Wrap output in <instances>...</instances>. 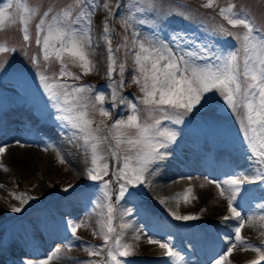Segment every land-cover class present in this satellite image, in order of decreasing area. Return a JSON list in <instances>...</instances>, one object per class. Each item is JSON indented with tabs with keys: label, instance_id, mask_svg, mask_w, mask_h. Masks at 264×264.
Masks as SVG:
<instances>
[{
	"label": "snow or ice",
	"instance_id": "snow-or-ice-1",
	"mask_svg": "<svg viewBox=\"0 0 264 264\" xmlns=\"http://www.w3.org/2000/svg\"><path fill=\"white\" fill-rule=\"evenodd\" d=\"M203 6L211 7L212 0H207ZM76 7L79 11L65 6L54 15L49 8L43 12L35 26L36 44L41 45L43 60L47 62L54 57L60 62L61 79L63 77L80 79L71 71H67L64 63L66 59L81 67L84 74L91 72L95 67L91 59V17L95 3L94 0H78ZM133 7L136 12L142 11L135 5ZM234 7L229 4L227 8H221L219 14L228 25L243 26L245 31L242 34H235L237 46L227 51L217 52L207 43L195 40L187 33L177 30H172L167 38L152 35L141 39L139 34L133 33L131 44L135 49V71L139 73L133 77V80L140 85V91L143 93L140 103L145 106L144 112L147 113L148 119L142 120L137 104L129 102L131 114L126 120L115 121L108 128L107 135H101L102 130L99 127L92 128V121L88 118L90 98L85 93L92 91L91 86L50 82V77L40 75L42 87L49 99L55 102L54 107L61 113L58 119L65 121L73 130L69 139L78 140V146L83 147L89 155L91 166L86 169L88 179L101 182L100 198L103 200L102 206L105 211L98 230L103 236L104 243L101 246L87 245L89 257L99 256L104 249H107L105 264H126L121 258L130 255V245L123 243L122 237L123 230L130 228L131 225L121 224L119 232L113 226L116 208L111 201L112 181L104 177L111 174L118 184L116 202L133 196L132 189L144 184V174L156 162H162L167 158V150L176 141L177 131L164 127L162 121L179 125L195 110L203 107L209 100L210 94H218L223 104L236 118L249 166H255L258 170L252 177L234 173L222 181H210L219 190V195L227 200L229 215L222 216L220 223L228 226L230 221L236 222L233 228L234 236L225 234L223 237L229 245L227 250L219 255L213 264H223L225 257L232 254L237 245L246 246L258 253L257 258L248 261V264H260L264 261V250H262L264 244L254 245L242 236L246 219L251 222L254 217L249 215L245 218L238 210L246 203L245 185L259 183L264 187V31L254 26L247 13L233 11ZM38 12V8L29 6L26 0H8L7 3H0V31H4L6 26L19 22L22 38L28 42L29 26ZM132 20L134 16H129L124 21L125 25ZM138 23L144 24L146 21L141 19ZM104 31L107 34L110 30L105 28ZM220 31L227 30L221 28ZM106 39L108 59L106 75L111 79L115 70V57L110 46V38L106 37ZM124 47L127 45L125 44ZM14 50L6 43L0 42V52ZM32 63L38 64L37 57L32 58ZM120 71L121 73L124 71L123 64L120 65ZM119 83L122 85L123 80ZM113 88L115 99V84ZM103 100L102 95H95V101L101 105L100 114L107 116L109 113L102 106ZM92 107L95 108L96 104H92ZM113 130L116 132L115 136H112ZM110 137L114 140L117 149H120L121 145L126 146L121 149L124 155L111 148ZM105 143H109L111 158L115 162L111 168L107 157L101 151V145ZM3 151L4 149L0 148V152ZM61 162H63L62 157ZM72 187L68 185L64 191L67 192ZM191 191L192 189L188 188L182 194L185 201L189 199L188 194ZM30 199L33 198L27 197L23 202L26 204ZM97 206L101 205L97 203ZM257 207L264 208V204H258ZM11 211L20 212L21 208L13 207ZM259 218L264 219V214ZM175 219L189 221L199 217L177 215ZM80 226V224L71 226L73 240L80 239L76 235ZM135 239L139 240L140 236L137 235ZM149 243L159 244L161 248L166 249L164 255L172 260V264H183L184 257L174 251L168 240L161 242L150 237ZM58 252L57 249L46 259L38 261L28 259L23 264H49L53 259H62ZM83 264H100V262L89 259Z\"/></svg>",
	"mask_w": 264,
	"mask_h": 264
},
{
	"label": "rangeland",
	"instance_id": "rangeland-1",
	"mask_svg": "<svg viewBox=\"0 0 264 264\" xmlns=\"http://www.w3.org/2000/svg\"><path fill=\"white\" fill-rule=\"evenodd\" d=\"M39 1L40 2H38V4L40 6H50L51 7V6H59L60 4H63L64 2H67L69 0H39ZM131 1L132 0H126V2H125V6H126L125 8L127 9L128 14H129V8L131 7ZM139 1L142 4L152 5L151 9L155 12L156 16H158L159 14L171 16V14L177 13V14H183V15L188 14L191 17H194V15H200V16L207 18L209 20L210 24H208L206 26H202L200 28H206L207 26H209L212 23L219 20V16H221L217 12L211 13V14H214V13L217 14L216 17H214V18L211 17V14H200V12L202 11V9H200V8H202L203 5H205L207 3V0H192V1H195L198 3H197V5L193 4V5H189V6L186 5L185 3L173 4V2L171 0H147L150 3L144 2L143 0H139ZM262 2L264 4V0H212V6L216 7L218 9V12L220 13L221 8H227L229 4H232L235 6L233 8V11L247 13L249 18L252 20L253 24H256L254 10L258 11L257 12L258 16L263 15L264 14V7H262ZM187 3L190 4L191 2H187ZM108 6H111L110 2H108ZM135 13H136V11H135ZM136 15H137V13H136ZM226 15H227V13H226ZM120 17L121 18L116 16V18H114L112 15H109L107 21L109 22V24H111V26H112L113 22H115L117 25H119V27H120L119 31H122V37H121V35L118 34V39H117V36L114 35L113 31L110 32L107 36H108V38H110V41L113 43H116L117 40H119L117 43V46L119 44L120 45H119V48L118 47L117 48L120 50V53L122 55V62L124 65L123 74L125 75V77L127 79L126 85L128 86V85H130L129 66L131 64L135 63L134 62V51L135 50H133V49L129 50L131 47H133L131 44V41L133 38V33L139 34L141 39H144L145 37H149V36L147 34H145L144 31H141L142 26L138 23L137 16H136V18H134V20H132V26L130 24L125 25L124 21L127 18L125 16L124 11H121ZM226 25L229 27H232L231 25H228L227 22H226ZM241 27L242 28L238 29L240 34L244 33V28H243V26H241ZM255 27H257L261 31H264V26L255 25ZM10 28H14L13 30L18 34L19 22H17L15 25L6 26V29L4 31H0V34L3 36L10 35V37H12L11 34H13L14 31L12 30L11 33H10V31H7V29L9 30ZM111 28H113V27H111ZM223 28L228 30L225 26ZM95 31H96V33L94 34V37L97 38L99 40V42H102V40H101L102 34L99 32L98 27H96L94 29V32ZM132 31H134V32H132ZM123 32H124V36H123ZM223 33L226 34L227 31L223 32ZM125 37H127V40H125ZM91 39H92V37H91ZM205 43L208 44L209 41L206 40ZM16 44L18 46L17 51L19 53H22L25 55L27 62H32V55H33L32 52L42 53L41 52V45L36 44V30L33 32V34H31L30 40L28 42L20 41ZM125 44L127 45V47H124ZM233 48H235V46ZM91 50H92L91 59L94 61L95 67L91 72L87 73L86 75L87 76H99L100 74H103V70H104V68H103V70H101V68H100V66H102V64H103V61H105L104 55L103 54H102V56L99 55V53L96 49V46H95V48H92ZM18 52H16V53H14V52L13 53H10V52L0 53V56H1L0 63L2 62L3 58L12 55L10 62H9V65L11 66L14 59H16L19 56ZM28 53H30V54H28ZM101 59L103 61H101ZM55 67H57V66H55ZM207 104H210V107H212L214 105V103L211 102V99L207 101ZM201 108H203V107H201ZM93 109H95V108H93ZM95 111L97 113L96 109H95ZM233 122H234L233 120L229 121V123H233ZM62 138L64 139V141L67 140L64 137H62ZM228 141L231 142L230 139L227 141L224 140V142H226L227 144H228ZM67 144H69L72 147H75V148L69 149L68 151L66 150V152L70 156H73L75 162H78L79 166H81L80 167L81 170H80L78 168L70 166L66 160L61 162V164H64L67 167L70 166L69 168L72 170V174H65L64 169L61 168V165L59 164L58 171L56 170L55 172H53L51 175L52 177H49V176H47L41 172H40L41 174L37 176V174L35 172L36 175L33 174L31 176V178L28 179L27 177L23 176L21 170H19L18 166L14 164L13 160H11L12 158H9L10 162L8 161V163L11 165L13 171H15V173L18 174L21 177V179L24 180V182L26 181L25 183L23 181H21V182L30 190L31 194L37 198V201H41L46 197L48 198L50 196H53L55 193H62L68 185H72L73 187H75L76 185H78L76 183H80L81 181H83L85 179V177H86V162H87L86 160H87L88 153H86L85 149L82 148V150L84 152V154H83L82 150L80 148H78V144L76 142H69ZM222 149H227V146L223 145ZM241 149L243 151H245L244 146H241ZM25 154L27 155L28 153H20V156L22 158V161H24L26 163V165L28 166L29 170H31L32 161L30 163V161L26 159ZM193 156L194 155H192L188 160L193 158ZM0 157L1 158L4 157L3 153H1ZM182 157L185 158L184 156H182ZM4 159H6V157H4ZM78 159H79V161H78ZM27 162H29V163H27ZM248 167L251 168L250 170H252V169L256 170L255 166L250 167L248 165ZM0 174H5V172L0 173ZM35 177H37L36 181H35L36 183L29 184L28 183L29 180L32 181L31 179L35 178ZM152 181H155V180H152ZM159 181L164 184L163 185L159 182L162 186H165V188L163 190H161V192L157 196L152 197L153 199L150 196V199L153 202L154 206H157L166 212H168L167 211V209H168L171 214H176V215L177 214L180 215L182 211H187L186 214L187 213L190 214L191 212H193V214H195V216H198L200 219H204L203 216H204V214H206V212H202V210H204V207H203L204 205L203 206L201 205L200 199H198L196 194H194V189H192L193 192L191 191L190 195H188L189 199L187 201H185V199L181 193H174L173 195H171V193L170 194L168 193V192H171L173 190L174 186H172V183H175V181L173 179L170 181H167V182H166V178L163 181L161 179H159ZM169 189H170V191H169ZM185 190L183 192H185ZM167 194H169V195H167ZM166 198H167V200H166ZM172 200H173V202L176 203L175 207H178V209L176 208L175 211L173 210L174 208L169 207L170 206L169 202ZM160 201H163V203H160ZM223 202H224V200H223ZM0 205H2L1 202H0ZM199 205H200V207H198ZM167 207H169V208H167ZM185 207H187V208L185 209ZM258 223H259L258 229L260 231L259 232L257 231L258 233H256L255 236L257 237V234L259 235L260 233H262L260 235V237H263L264 236V219L259 218ZM79 224L82 225V222H80ZM80 227L77 228L78 231H79ZM82 228H83V231H86L88 233L91 232V229L86 224L82 225ZM129 230H130V232L127 234V237L126 236H125V238L122 237V242L130 245V252H133L136 255H141V256H144V255L149 256V255H153L154 253L157 252V251L156 252L150 251V250H152V248H146L147 247L146 245L144 247H142L140 245V242L133 240V238L137 236V233L135 231V225H133L131 227V229H129ZM43 242L45 243L46 241H43ZM138 243L140 246L137 249ZM143 243L146 244L147 242L143 239ZM53 245H54L53 246L54 249L57 247L63 248L61 243H54L53 242ZM49 264H70V263H62V261L59 262V261H56L55 259H53V261H50Z\"/></svg>",
	"mask_w": 264,
	"mask_h": 264
},
{
	"label": "bare ground",
	"instance_id": "bare-ground-1",
	"mask_svg": "<svg viewBox=\"0 0 264 264\" xmlns=\"http://www.w3.org/2000/svg\"><path fill=\"white\" fill-rule=\"evenodd\" d=\"M51 143L53 146V140H51ZM42 148H43V150L36 149V148L23 147V146L21 147L20 144L18 143V141H14L12 144L10 143L3 148L4 151L2 153H3V156L6 157V159L2 160V161H9V158H12L11 160H13L14 164L18 166V168H19V170H21L23 176L27 177L28 179L31 178V176L33 174H35V172L37 171L36 169H39V170H41L40 171L41 173H43L49 177H52L51 176L52 173L55 172L56 170L58 171L59 164L61 165V168L64 169L65 174H72V170L69 167H67L64 164H61L60 157L58 156V154L55 151L47 152L46 151V144H44L42 146ZM20 153H28L27 155L25 154V156H26V159L30 161V163L32 161L31 170H29L26 163L24 161H22ZM4 157H3V159H4ZM78 161H79V159H78ZM27 163H29V162H27ZM68 163L70 166H73V167L78 168V169H80V167H81V166H79L78 162H75L73 157H69ZM184 166L187 169L186 171L189 173L190 177L188 176V177H182L180 179H176L178 181L173 179L175 181V183H172V186L175 187L177 185H190L191 188L194 189V194H196L198 199H200L201 205L202 206L204 205L203 206L204 210H202V212H206V214H204V216H203L204 217L203 221L210 222V220H213L215 218H217L218 220H221L222 216L229 215V213L227 212L226 199H224L223 197H221L219 195V190L216 188L215 184L210 183V181H213V180L221 181L224 176L220 177L218 174H216V172H213L214 170H212V164L209 163L207 160H205L200 154H194L193 158H191L190 160L184 161ZM252 170H254V169H252ZM216 171H218V170L216 169ZM234 173H240L242 175H246L244 173V171H241V170H230V171H228V175H231ZM228 175H225V176L228 177ZM36 178L37 177L32 178L31 179L32 181L29 180L28 183L29 184L36 183L35 182ZM191 180H192V183L188 182ZM164 188H165V186H162L161 184H159L156 181H152L149 183L147 190H148L149 196H151V198H152V197L157 196L161 192V190H163ZM246 189L248 190V188H246ZM169 191H170V189H169ZM168 193H170V192H168ZM166 200H167V198H166ZM223 200H224V202H223ZM255 200H256V204H257V202L259 200V196L256 195ZM169 204H170L169 207L174 208L173 209L174 211L176 210V208L178 209V207H175L176 203L173 202V200L170 201ZM254 205L255 204H252V205L247 206V207H242V208L239 207L238 208V210L241 211V214L245 218H247L249 215L254 217L251 222L247 221L245 223V226L242 229V235H251L252 237H254L253 234L257 233V231H260L258 229L259 228L258 220H259L260 215L264 214V212L261 214H258L257 211L255 210V208H257V207L254 208ZM0 206H2V205H0ZM169 207H167V208H169ZM198 207H200V205ZM186 208L187 207H185V209ZM167 211H168V213H170L168 209H167ZM186 212L187 211H182L180 215L183 216V215H192L193 214V212H191L190 214H188V213L186 214ZM171 215L177 216L178 214L177 215L171 214ZM121 221H123V222H121L120 224L127 223V224H130L131 227L134 225L133 222L129 219H121ZM232 226L235 227L236 223L232 224ZM130 228L123 230L124 231V235H123L124 238H125V236L127 237V234L130 232V230H129ZM120 230L121 229H119V231ZM140 238L141 239L137 240L134 237L133 240L140 242V245L142 247H144L146 245L147 246L146 248H152V247L157 248L159 246L158 244H155V243H148L142 237H140ZM143 239L147 242L146 244H144L145 242L143 243ZM221 241H223V243H225L223 238L221 239ZM138 245H139V243H138ZM208 245H209V249H210L209 252L204 253L203 251H200V253L198 255L193 257V259H192L193 264H206V263L207 264H213V261L215 260V256L219 252V247L216 246V241H214L213 239H211V241L208 242ZM53 249H54V247H53ZM57 249L61 250L62 248L57 247L54 250H57ZM150 251H152V250H150ZM254 253H255V251H253V250L245 249V248L241 247V245H237L233 249L232 254L225 257L223 264H230L232 261H239L243 258L251 257L248 255L254 254Z\"/></svg>",
	"mask_w": 264,
	"mask_h": 264
}]
</instances>
